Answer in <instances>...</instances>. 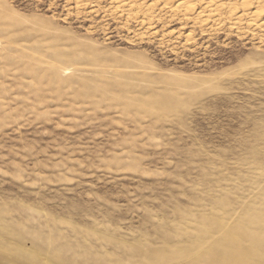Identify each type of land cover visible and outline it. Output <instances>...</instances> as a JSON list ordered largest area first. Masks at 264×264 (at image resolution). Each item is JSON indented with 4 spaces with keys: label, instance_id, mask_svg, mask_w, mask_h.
I'll use <instances>...</instances> for the list:
<instances>
[{
    "label": "rangeland",
    "instance_id": "obj_1",
    "mask_svg": "<svg viewBox=\"0 0 264 264\" xmlns=\"http://www.w3.org/2000/svg\"><path fill=\"white\" fill-rule=\"evenodd\" d=\"M0 264H264V0H0Z\"/></svg>",
    "mask_w": 264,
    "mask_h": 264
}]
</instances>
